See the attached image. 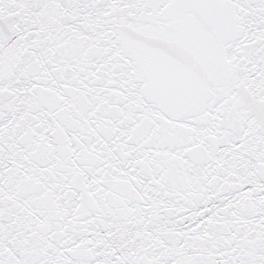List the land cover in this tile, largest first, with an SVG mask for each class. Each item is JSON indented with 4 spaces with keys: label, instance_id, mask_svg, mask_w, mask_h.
Segmentation results:
<instances>
[{
    "label": "snow or ice",
    "instance_id": "1",
    "mask_svg": "<svg viewBox=\"0 0 264 264\" xmlns=\"http://www.w3.org/2000/svg\"><path fill=\"white\" fill-rule=\"evenodd\" d=\"M0 264H264V0H0Z\"/></svg>",
    "mask_w": 264,
    "mask_h": 264
}]
</instances>
